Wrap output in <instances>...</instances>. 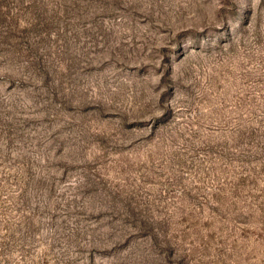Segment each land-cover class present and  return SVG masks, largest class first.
Instances as JSON below:
<instances>
[{
    "label": "rangeland",
    "instance_id": "374dc122",
    "mask_svg": "<svg viewBox=\"0 0 264 264\" xmlns=\"http://www.w3.org/2000/svg\"><path fill=\"white\" fill-rule=\"evenodd\" d=\"M0 264H264V0H0Z\"/></svg>",
    "mask_w": 264,
    "mask_h": 264
},
{
    "label": "bare ground",
    "instance_id": "6f19581e",
    "mask_svg": "<svg viewBox=\"0 0 264 264\" xmlns=\"http://www.w3.org/2000/svg\"><path fill=\"white\" fill-rule=\"evenodd\" d=\"M86 97V96H85ZM140 235V234H139ZM142 240V239H141ZM86 248V247H85ZM88 248V247H87ZM90 249H92V248H90ZM96 250V249H95ZM128 252V251H127ZM92 253V252H91ZM125 256V255H124ZM80 257V256H79ZM129 263V262H128Z\"/></svg>",
    "mask_w": 264,
    "mask_h": 264
}]
</instances>
